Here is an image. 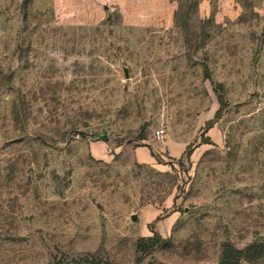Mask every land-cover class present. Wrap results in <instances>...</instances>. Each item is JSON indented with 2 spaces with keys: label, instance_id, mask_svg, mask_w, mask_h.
Segmentation results:
<instances>
[{
  "label": "rangeland",
  "instance_id": "374dc122",
  "mask_svg": "<svg viewBox=\"0 0 264 264\" xmlns=\"http://www.w3.org/2000/svg\"><path fill=\"white\" fill-rule=\"evenodd\" d=\"M256 241L264 0H0V264Z\"/></svg>",
  "mask_w": 264,
  "mask_h": 264
},
{
  "label": "trees",
  "instance_id": "16d2710c",
  "mask_svg": "<svg viewBox=\"0 0 264 264\" xmlns=\"http://www.w3.org/2000/svg\"><path fill=\"white\" fill-rule=\"evenodd\" d=\"M264 253V241H256L248 244L245 248H237L230 242L223 244L222 256L216 264H241L242 258L252 259ZM88 264H99L97 258H87ZM78 264L80 262H77ZM109 264V263H108Z\"/></svg>",
  "mask_w": 264,
  "mask_h": 264
},
{
  "label": "water",
  "instance_id": "95a60500",
  "mask_svg": "<svg viewBox=\"0 0 264 264\" xmlns=\"http://www.w3.org/2000/svg\"><path fill=\"white\" fill-rule=\"evenodd\" d=\"M124 74H125V76H128V71H127L126 67H124Z\"/></svg>",
  "mask_w": 264,
  "mask_h": 264
},
{
  "label": "built area",
  "instance_id": "2783aa9c",
  "mask_svg": "<svg viewBox=\"0 0 264 264\" xmlns=\"http://www.w3.org/2000/svg\"><path fill=\"white\" fill-rule=\"evenodd\" d=\"M161 131H162V129L161 130H157V133L160 134Z\"/></svg>",
  "mask_w": 264,
  "mask_h": 264
}]
</instances>
